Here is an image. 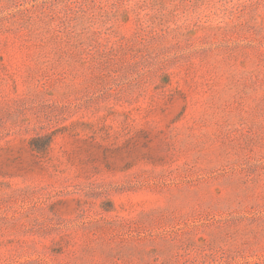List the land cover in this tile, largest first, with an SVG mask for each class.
Here are the masks:
<instances>
[{
    "label": "rangeland",
    "instance_id": "obj_1",
    "mask_svg": "<svg viewBox=\"0 0 264 264\" xmlns=\"http://www.w3.org/2000/svg\"><path fill=\"white\" fill-rule=\"evenodd\" d=\"M0 264H264V0H0Z\"/></svg>",
    "mask_w": 264,
    "mask_h": 264
}]
</instances>
